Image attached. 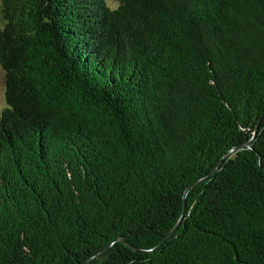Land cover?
I'll return each mask as SVG.
<instances>
[{
	"label": "trees",
	"instance_id": "1",
	"mask_svg": "<svg viewBox=\"0 0 264 264\" xmlns=\"http://www.w3.org/2000/svg\"><path fill=\"white\" fill-rule=\"evenodd\" d=\"M113 1L0 0V264H264V0Z\"/></svg>",
	"mask_w": 264,
	"mask_h": 264
},
{
	"label": "water",
	"instance_id": "2",
	"mask_svg": "<svg viewBox=\"0 0 264 264\" xmlns=\"http://www.w3.org/2000/svg\"><path fill=\"white\" fill-rule=\"evenodd\" d=\"M252 140V137L247 141V142H245V143H243V144H241V145H237V146H235V147H233L230 151H236V150H238L239 148H241L242 146H245V145H247L250 141ZM214 169V168H213ZM213 169L209 172V173H211L212 171H213ZM188 188L189 187H187L185 190H184V193L188 190ZM179 219H180V217H179ZM179 219L176 221V223L169 229V231L165 234V236H164V238H166L175 228H176V226H177V224L179 223ZM164 238H163V240H164ZM119 241H123L122 239H119ZM104 251V249L103 250H101V251H99L98 253H96V254H94L93 256H91L90 258H88L85 262H84V264H86L88 261H90V260H92V259H94V258H96V257H98L102 252Z\"/></svg>",
	"mask_w": 264,
	"mask_h": 264
},
{
	"label": "rangeland",
	"instance_id": "3",
	"mask_svg": "<svg viewBox=\"0 0 264 264\" xmlns=\"http://www.w3.org/2000/svg\"><path fill=\"white\" fill-rule=\"evenodd\" d=\"M107 5L110 8H114L116 3L113 0H106ZM4 106V100H3V72L0 69V108Z\"/></svg>",
	"mask_w": 264,
	"mask_h": 264
}]
</instances>
